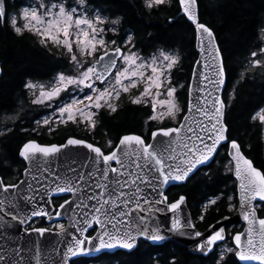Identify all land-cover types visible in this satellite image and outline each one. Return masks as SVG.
Masks as SVG:
<instances>
[{
  "label": "snow or ice",
  "instance_id": "obj_1",
  "mask_svg": "<svg viewBox=\"0 0 264 264\" xmlns=\"http://www.w3.org/2000/svg\"><path fill=\"white\" fill-rule=\"evenodd\" d=\"M165 2L166 0H144L145 7L149 9ZM76 4L79 7H74L68 0H33L28 6L21 7L17 15H10L4 0H0V20L9 24L17 35L27 32L38 37V42L45 48L51 45L58 51L63 49L69 64L73 66L74 74L60 72L54 83L49 85H37L31 81L24 85L35 97L31 101L33 104H47L48 107L55 104L52 116L36 123L48 126L49 132L55 131L51 126L54 123L84 125L86 129L95 130L96 117L101 110L117 112V102L122 95H128L133 105H150L151 114L146 123L162 122L166 118L175 120L182 109L177 102V89L171 81V70L178 63L179 57L163 49H158V54H153L150 58L141 57L138 52L132 51L135 44L130 33L123 38L119 37L115 27L120 23L119 18L112 20L109 26L107 18L98 10L89 16L87 0H76ZM179 5L183 15L195 25L198 46L202 53L207 52L210 60L205 66L212 69L216 77L213 80L205 76V79L218 92L225 83V73L222 63L217 64L220 52L213 31L198 22L197 0H179ZM21 20L22 25L19 23ZM108 32L114 35L107 36ZM259 39L264 43V27L259 29ZM257 48L258 51L251 52L254 59L250 63L253 67L261 66L259 57H264V46L257 45ZM141 87L142 90H139ZM37 88L39 95L36 94ZM133 89L139 90L137 95H132ZM61 93H65L66 98L61 97ZM208 95L212 97L211 100L205 98L199 101L198 98L199 106L191 103L188 106L189 113L195 107L203 120H196L186 114L178 127L151 130L149 125L154 143H149L143 134H125L115 145L111 140L107 141V154L101 147L71 136L67 138L66 144L60 146L41 145L35 140L23 144L20 157L29 161L37 171L41 168L47 170L49 158L59 154L62 148L83 146L91 153L86 163L81 165L83 170L69 164L66 172L54 175L51 185L40 186L42 192L29 183L25 190L27 195H21L19 191L15 193L16 198L30 206L35 205L37 194L41 199L48 193H70L76 197L75 200L66 199L59 205L60 209L74 206L82 214L73 226L76 223L81 225L77 231L83 239L72 237L66 247L63 264H67L68 257L92 250L100 252L117 246L132 249L136 235L152 241L164 239L159 234V228L151 227L149 221L153 212L164 211L155 207L167 200L159 188L169 181H184L198 166L212 160L218 154L219 146L229 149L230 159L226 167L231 166L229 170L233 171L239 182L240 214L247 221L248 227L245 232H237L232 237L235 247L224 246L216 264H227L225 257L230 253H234L245 264H264V218L258 217L256 211L257 204L264 202V170L256 168L252 160L247 158L243 145L237 139H229L227 126L223 123L225 102L212 92ZM161 96L166 98L161 99ZM57 115L58 122L52 119ZM250 119L264 133V108L252 114ZM6 131L11 129L0 131V135H4ZM173 133L176 134L175 138H172ZM29 171L30 169H25V173ZM23 183L5 184L3 177H0V190L5 193L10 189L18 190ZM146 188L157 192L162 199H150L145 194ZM6 199L7 197L0 199V205ZM231 199L232 197H228L229 201ZM184 200L185 197L181 196L175 202L167 204V209L175 213ZM209 204H216V200H210ZM11 206L16 209L11 219L18 220L22 225L27 224L32 217L51 218V213L43 208L33 206L30 212H25L17 203ZM231 206L230 204L229 207ZM55 215L58 217L61 212L56 211ZM200 219L203 220L204 217L201 216ZM55 227L58 234L67 231L63 224ZM186 227L195 228V225L190 221L184 224L174 215L170 231L180 232ZM89 228L96 235H83ZM31 231L43 236L50 229L36 227ZM134 232L136 235H133ZM195 236L200 237L202 233L196 231ZM223 240L225 229L213 228L206 241L198 245V250L207 255L213 251V246L218 241ZM86 244L93 245V248L86 247ZM16 252L19 255V250ZM0 260H4L3 255H0Z\"/></svg>",
  "mask_w": 264,
  "mask_h": 264
},
{
  "label": "trees",
  "instance_id": "obj_2",
  "mask_svg": "<svg viewBox=\"0 0 264 264\" xmlns=\"http://www.w3.org/2000/svg\"><path fill=\"white\" fill-rule=\"evenodd\" d=\"M4 1L7 9L9 2H14L17 11L26 2ZM87 4L98 9L102 15L119 18L120 23L116 25L119 37L123 38L130 33L135 47H141L146 52L157 46L178 50L182 56L181 65L171 70V76L174 82H182L177 96L184 105L197 50L193 27L183 15H178L180 7L177 0H169L152 9L145 7L144 0H87ZM197 4L199 22L213 31L222 55L226 76L223 91L226 103L224 122L229 139H237L243 145L244 154L257 168L264 170L263 133L261 127L250 119L264 105V70L249 71L239 77L246 57L260 43L259 29L264 27V0H197ZM54 50L49 51V48L38 42V37L30 33L25 32L19 36L12 34L8 24L0 21V111H16L19 105L24 104L21 89L24 77L48 79L58 69L66 67L65 58ZM117 111L102 120L103 128L115 137L124 133L141 134L143 124L151 113L133 104L125 105ZM147 124V133H150L149 125L151 130L170 125L168 122L162 125H153V122ZM77 135L78 130L70 125L54 133L48 141ZM38 138L47 137L43 134ZM23 139L24 135L17 128L0 136V174L4 175L6 171L2 162L5 161L6 165L15 163L17 148ZM228 162L226 147L221 146L208 166L197 170L185 183L173 186L166 192L169 201L179 195L185 196L187 207L199 230L231 214L236 206L235 180L229 167H226ZM228 197H232L231 201ZM211 199H215L216 204H209ZM257 211L260 217L264 216V204H260ZM40 224H44L43 219ZM240 229L241 226L234 225L229 228V233ZM225 242L231 243L229 235ZM219 246L203 256L192 254L186 247L174 242L151 245L139 240L130 252L116 251L93 258H78L70 264H216L220 254ZM225 260L227 264H240L234 253L228 254Z\"/></svg>",
  "mask_w": 264,
  "mask_h": 264
},
{
  "label": "water",
  "instance_id": "obj_3",
  "mask_svg": "<svg viewBox=\"0 0 264 264\" xmlns=\"http://www.w3.org/2000/svg\"><path fill=\"white\" fill-rule=\"evenodd\" d=\"M177 1L179 4V0ZM179 14L183 15L181 7H180ZM184 17L192 25L193 30H194L195 48L197 50V57L193 63L192 70L190 73V78H189V82L187 86L186 108H185V112L183 113L180 121H182L183 116L186 114L191 115L196 120H203L204 118L200 116L199 113L196 112L195 107L193 108L191 113L188 112L189 104L191 103L193 105L199 106L198 98H199V101H202L205 98H207L208 100H211L212 97L208 95L209 92H212L213 95H219L220 98L223 100V91L226 86V76L224 75L225 83L224 85L220 86V91L218 92L214 91L213 84H210L208 82V79H205V76L208 77L209 79H213V80L216 79V77L213 74V70L205 66L206 63H210V60L207 56V52H204V53L201 52L200 47L198 46L197 38H196L197 33H196L195 25L191 21H189L186 16ZM197 19L199 22L198 4H197ZM215 43H216V46L219 48L216 37H215ZM219 52H220V49H219ZM220 63H222L223 65L221 52L219 55V61H217V64H220ZM0 73H1V69H0ZM225 108H226V103H225ZM225 108H224V113H225ZM224 113H223V123L225 124ZM180 121L178 122L176 126H171V127H178ZM194 126L195 125H193V127ZM175 136L176 134L173 133L172 138H175ZM164 139H168V138H164ZM66 140L64 143L56 144V145L60 146V145L66 144ZM148 142L154 143V141H152L151 139V136ZM220 147L221 146L218 147V150ZM228 151L229 149L226 147V155L228 159H230L228 155ZM89 155H91V153L89 152L88 149H86L83 146H68L67 148H62L61 152L57 154L56 156L49 158V165H48L47 170H44L43 168H41L40 171H37L36 168L32 164H30L29 161H25L27 164L26 168L30 169V171L28 173H25L24 171L23 177L18 182L14 183V184H20V182L23 181L24 183L20 186V188L18 190L10 189L8 193H5L2 190H0V199H5V197H7V199L5 200V203L3 205H0V209H2V211H0V255L4 256V260H0V264H63L64 253L66 251V247L71 242L72 237L75 236L77 238L83 239V236L81 235V233L77 231V228L80 227L81 225L79 223H76V226H73L75 222L80 220V217L82 214L80 210L78 208H75L74 206L73 207L65 206L64 209H60L59 205L62 204L64 201L61 202L58 205L57 209L55 210L54 206L52 205V198L67 196L66 199L75 200L76 197L72 196L70 193H59V194L48 193L47 195L43 197V199H41L40 195L37 194L35 205L30 206V205L25 204L23 201H20L18 198H16L15 193L16 191H19L21 195H27L28 193L25 190L27 189V186L29 183L33 185V188L40 189L42 192L43 189H41L40 186L44 185L45 187H47L48 185H51L54 180V175L57 173L66 172L67 166L69 164H71L72 167H75L78 170H83L81 169V165L86 163L87 157ZM214 158L210 160L209 162H207L205 165L198 166V168L194 170V172L190 174V176L186 178L184 181H169L167 184H164L162 187L159 188V191L163 193V196L167 197V200L162 204L155 205V207L162 208L164 209V211L153 212L149 216V221H150L151 227L159 228V234L162 235L164 239L159 240V241H152L150 239H147L144 236L136 235L134 232L133 235H136V241L132 249H124V248L117 246L113 249H106L100 252L92 250L84 254H80L77 256H73V257H68L67 264H70L71 261L78 259V258H93L98 255L105 254V253L113 254L116 251L130 252L137 246V243L139 240L145 241L151 245H159V244H162L168 241L174 242L179 246L186 247L188 251L192 254L206 256L204 251L198 250V245L206 241L208 235L213 231V228L218 229V228L223 227L225 229V239H226L227 229L229 227L234 226V225H241L240 230L230 233V242L232 246L235 247L232 237L237 232H241V233L245 232L246 228L248 227V223L247 221L243 219L242 215L240 214V202H239L240 194H239V187H238L239 182L236 179L233 171H231V175L233 179L235 180L236 206L233 209L231 214H227V215L220 217L219 219L211 223L209 226H207L204 230H199L196 227L195 222L191 216V213L187 207L186 198L184 202L182 203V205L180 206V208L177 209L175 213L167 209V204L175 202L181 196H184V195H179L176 199L169 201L166 192L173 186H177V185H181L185 183L187 179H189L197 170L201 169L202 167L208 166L214 160ZM73 161H75V163H72ZM33 177H35V179H33ZM145 194L148 195L150 199H153V198L162 199V197L159 196L157 192H152L150 188L145 189ZM46 201H51V203H46ZM13 203H17L19 208L24 209L25 212H30V208L33 206L37 208H43L49 213H51V218H49L48 216L32 217L31 220H29L27 224H23V225L19 224L18 220L13 221L11 219V215L14 214L16 211V209L12 208L11 206ZM254 203H257V202H254ZM260 204H264V202H259L257 204L256 211ZM56 211H60L61 215L57 217L55 215ZM174 215L178 217L181 220V222L184 224L190 221L192 224L195 225V228L186 227V228L181 229L180 232L170 231ZM257 216L260 217L258 215V211H257ZM225 217H227V219H225ZM260 218H264V216ZM37 219H43L46 225L53 224L56 222H64V226L67 231L66 233L58 234V229L48 228L50 229V231L46 232L43 236H41L40 234L36 232H32L31 229L36 228V227H45V226L29 227L30 224ZM25 229H28V231H25ZM91 230L92 229L89 228L88 232L84 233L83 235H88V233ZM196 231H199L200 233H202V236L200 237L195 236ZM91 235L94 236L96 235V233L93 232ZM224 241L225 240L218 241L217 244L213 246V251L219 244H221ZM86 247L93 248V245L86 244ZM16 250H19V255H17ZM236 259L240 264H245V262L239 261L238 258ZM249 264H255V262H249Z\"/></svg>",
  "mask_w": 264,
  "mask_h": 264
},
{
  "label": "flooded vegetation",
  "instance_id": "obj_4",
  "mask_svg": "<svg viewBox=\"0 0 264 264\" xmlns=\"http://www.w3.org/2000/svg\"><path fill=\"white\" fill-rule=\"evenodd\" d=\"M8 6L9 7H8L7 10L9 12V14L10 15H16V13L18 11L15 10L16 5L14 4V2H9ZM95 10H98V9H95ZM178 15L180 16L179 13H178ZM3 22L4 21H1V23H3ZM8 28H9V30H10V32L12 34H14L16 36H19L12 30V28H11V26L9 24H8ZM110 36H112V35H110ZM50 49L54 50L52 48H50ZM158 49H164L166 51H174V53H176L177 56L179 57V60H178V63L173 67V69L175 67L176 68L180 67L182 56L178 52L177 49L164 48V47H161V46H157L154 49H152L151 51H147L146 52L141 47H134V48H132V51L138 52L142 56H147V55H150L153 51H157ZM0 69H1V66H0ZM61 70L62 69H58L48 79H35V78H32L31 76L24 77L23 83H22V86H21V89L23 90V95L22 96L25 99L24 104L23 105H19V107L17 108L16 111H9V112L0 111V119L3 120V124L0 123V131H5L6 129H12V128L15 129V128H17L18 132L20 134L24 135V139L19 143L18 148H17V152H16V158L17 159L15 160V163L11 164V165H6L5 161L1 163L3 168L6 170L4 175L0 174V177L4 176L3 180H4L5 184H14V183L18 182L23 177V173H24V171H25V169L27 167V164H26L25 160L22 157H20L19 152L22 149L23 144L26 143L29 140H35L36 142L40 143L41 145L62 144L70 136H66V137H64V139L59 140V141H57V140L56 141H53V140L48 141V139L50 137H53L52 135L54 133L62 131L63 128H65L66 126H70L71 125L74 129L78 130V134H79L77 136H71V137L85 139L88 143H92L95 146L101 147L102 150H104L105 153L107 154V152H108L107 141L111 140L113 145H115V144H117V142L119 141V138L121 136H123L125 134H133V133H124V134L119 135L118 137H115L113 135H109L108 130L106 128H103V126H104L103 122H102L103 117L112 116V115L116 114L118 111L115 112V113H109L107 110H101L100 114L96 117L97 127H96L95 130L86 129L84 127V125L77 126V125L72 124V123H68L67 125L54 123L51 126L55 129V131L49 132L48 131V126H45V125H42V124L38 125L36 123V121H38V120L42 121L44 116L47 115L48 111L46 109H44L42 106H41V108H38L37 105H35V104H33L31 102L32 101L31 100L32 99V93L29 90L25 89L24 85L27 82H29V81H31L32 83L39 82V81H41V82L50 81L54 77V75L59 73ZM171 81L174 84L180 85V88H181L182 82H178V81L174 82L175 80H173L172 76H171ZM187 86H188V84H187ZM186 94H187V91H186ZM186 100H187V97H186ZM118 105H119L118 109H120V108H122L125 105H132V104L130 103V101H127V100H124V98H121L119 100ZM139 106L144 107V108H146V109L151 111L149 105H139ZM180 107L182 109V113H180L178 120L175 123H170V125L163 126V127H171V126H176L178 124V122L180 121L183 113L185 112L186 101H185L184 105H183L182 101H180ZM37 108L40 109V111H35V110H37ZM6 119L8 120V122L6 121ZM52 119L55 120L54 117ZM11 120H13V121L11 122ZM147 120H148V118L146 119V121ZM149 122H152V121H149ZM144 123H145V125L143 124V128H142V133L141 134L145 135L146 139L149 141L150 133H147L148 124L146 122H144ZM153 125H155V124H153ZM144 126H145V129H144ZM157 128H160V127H157ZM6 132H8V131H6ZM43 134L47 138H45V139L38 138V137H42ZM0 136H2V135H0ZM66 198H67V196H61V197L52 198V205L54 206L55 210L57 209L58 205L61 202H63ZM40 221L41 220H39V226H45V227L51 228V229H57L55 226L58 225V224H63L64 225V222H56V223H53V224H50V225H43V224H40ZM227 230H229V229H227ZM93 232L94 231L91 230L88 233V235L92 234Z\"/></svg>",
  "mask_w": 264,
  "mask_h": 264
},
{
  "label": "rangeland",
  "instance_id": "obj_5",
  "mask_svg": "<svg viewBox=\"0 0 264 264\" xmlns=\"http://www.w3.org/2000/svg\"><path fill=\"white\" fill-rule=\"evenodd\" d=\"M167 1H169V0H166V2ZM68 2L70 3V4H72L74 7H79L77 4H76V0H68ZM165 2V3H166ZM31 3H33V0H26V2H25V4H24V6H28L29 4H31ZM21 7H23V6H21ZM86 7H87V9H88V14H89V16H91L96 10H95V8H93V7H91L90 5H86ZM20 10V9H19ZM19 12V11H18ZM18 12L16 13V15L18 14ZM102 15V14H101ZM103 17H105V18H107V20H108V22H109V26H111V21L112 20H114V19H116V18H112V17H107V16H105V15H102ZM18 19H19V17H17ZM19 23L22 25L23 24V21L21 20V21H19ZM116 27V26H115ZM110 35H114L113 33H111V32H108L107 33V36H110ZM107 36H106V38H107ZM260 40V39H259ZM259 45L260 46H264V43H262L261 41H260V43H259ZM49 48H52V49H55L54 51L56 52V53H58L59 55H61L62 57H64L65 58V60H66V67L64 68V69H62L60 72H65V73H73V66L71 65V64H69V62H68V60H67V57L65 56V54H64V52H63V49H60L59 51L56 49V48H53L51 45H49ZM164 50V49H163ZM166 51V50H165ZM252 51H258V48L256 47L255 49H253V50H251V52ZM167 52H170V53H172V54H175V55H177L176 53H174V51H167ZM251 52L248 54V56L246 57V59H245V62H244V67L242 68V70H240V72H239V77L240 76H243L245 73H247V72H249V71H254V70H257V71H262V70H264V57H259L260 59H261V61H262V65L261 66H257V67H253L252 65H251V63H250V61L252 60V59H254L253 57H251ZM139 54V53H138ZM153 54H158V51H153L150 55H147V56H142V55H140L141 57H144V58H150ZM59 72V73H60ZM58 74V73H57ZM57 74H55L54 75V77L50 80V81H47V82H41V81H39V82H34V84H37V85H40V84H44V85H49V84H51V83H54V81H55V77L57 76ZM74 74V73H73ZM172 84L176 87V89H177V91L180 89V85H178V84H174L173 82H172ZM139 90H142V87H141V89H139ZM139 90H137V89H133L132 90V95H137L138 94V91ZM36 94L37 95H39V88H37L36 89ZM61 97H65L66 98V95H65V93H61ZM176 97H177V102H178V104L180 105V99H179V97L177 96V92H176ZM35 97H33V95H32V99H34ZM121 98H124V100H127V101H130V98H129V96L128 95H122L121 97H120V99ZM161 99H165L166 97L165 96H161L160 97ZM31 99V100H32ZM58 100H59V98H57ZM117 103H119V101L117 102ZM35 105H37V107L38 108H41V106L44 108V109H46L48 112H47V115L46 116H44V118H46V117H50V116H52V113H53V109H54V107H55V104H53V107H48L47 106V104H35ZM150 106V105H149ZM261 108H264V105L262 106V107H260L259 109H261ZM150 109H151V107H150ZM258 109V110H259ZM42 110V109H41ZM257 110V111H258ZM180 113H182V111L180 112ZM180 113L177 115V117H176V119L175 120H172V119H170V118H166V119H164L162 122H160V121H152L153 122V124H156V125H162V124H164V123H166V122H168V123H175L177 120H178V118H179V115H180ZM43 118V119H44ZM53 118V117H52ZM54 118H55V121H57L58 122V120H59V117H58V115L57 116H54ZM6 121L8 122V120L6 119ZM13 120H11V122H12ZM0 123H2L3 124V120H1L0 119ZM263 138H264V133H263ZM229 167H231V166H229ZM212 200V199H211ZM210 201V200H209ZM43 225H45V224H43ZM30 226L32 227V226H39V220H36V221H33L31 224H30ZM50 227V226H49ZM225 245H227V246H229V247H233L232 246V244L231 243H228V242H223L222 244H220V246H219V248H218V250H219V252H221L222 251V249L224 248V246Z\"/></svg>",
  "mask_w": 264,
  "mask_h": 264
}]
</instances>
